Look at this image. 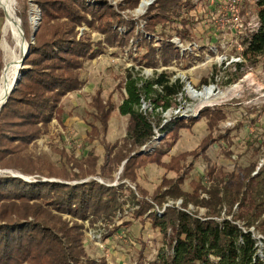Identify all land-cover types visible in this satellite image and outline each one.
Segmentation results:
<instances>
[{
  "label": "trees",
  "instance_id": "trees-1",
  "mask_svg": "<svg viewBox=\"0 0 264 264\" xmlns=\"http://www.w3.org/2000/svg\"><path fill=\"white\" fill-rule=\"evenodd\" d=\"M139 1L122 0L118 10L134 9ZM28 2L23 0L16 16L29 44L23 63L29 68L21 69L19 82L0 109V168L35 178L0 176V264H88L81 262V258L86 257L89 242L84 241L82 224L75 219L114 218L122 210L120 192L128 188L123 184L109 186L95 179L74 181L90 176L113 179L125 161L120 179L135 183L139 194L145 197L146 191L137 184L139 169L153 163L178 174L187 156L209 161L206 151L217 140L227 139L230 129L214 136L226 113L221 108H204L198 118L176 119L163 125L160 143L151 151L139 153L155 136L151 122L140 110L141 99L152 97L156 108L167 109L175 104L172 99L182 92L183 84L178 79L171 81L166 72L144 82L129 74L118 106L110 97L104 100L100 89L91 98L94 122L90 124L86 142L99 139L101 132L103 136L107 133L108 121L116 107L121 115L128 117L122 141L109 143L100 139L104 151L100 164L93 149L80 160L60 151L64 158L60 165L44 154L33 156L28 152L29 145L48 131L53 118L61 120V99L83 85L81 71L86 61L103 54L106 46L126 50L133 45L134 52L142 50L140 57L135 58L139 64L152 68L168 66L183 55L170 41L172 34L166 27L181 40L189 41L195 20L190 15L194 8L192 0H155L143 16L141 30L137 19L126 18L105 0L96 3L32 0L40 10L32 43ZM254 7L259 26L242 38L240 53L251 66L264 62V0H258ZM82 25L101 33L102 40L91 39L86 32L78 36L77 28ZM123 26L128 29L125 33L120 32ZM151 35L159 37L157 46ZM234 65L237 68L231 83L240 78L238 70L243 63ZM2 67L0 55V74ZM154 86L160 88L159 93ZM202 118L206 119L208 133L197 148L164 162L163 157L179 139L181 130L191 129ZM170 138L173 140L169 143ZM257 166L258 162H251L225 172L209 165L210 188L207 190L201 181H195L192 193L181 188L182 177L173 180L164 175L151 202L135 198L130 191V201L138 205L132 218L144 225L147 221L170 248L168 254L160 252L157 261L150 264H262L255 256V240L248 230L254 227L264 235V165L258 170ZM199 190H205L209 199H198ZM166 195L182 198L184 208L188 202L206 207V215L199 217L177 207H167L159 215L155 207L161 208ZM64 215L73 220L63 218ZM123 224L127 228L131 225ZM143 248L144 245L140 252ZM88 260L93 264L94 261Z\"/></svg>",
  "mask_w": 264,
  "mask_h": 264
},
{
  "label": "rangeland",
  "instance_id": "rangeland-1",
  "mask_svg": "<svg viewBox=\"0 0 264 264\" xmlns=\"http://www.w3.org/2000/svg\"><path fill=\"white\" fill-rule=\"evenodd\" d=\"M28 1L29 22L31 29H33L37 19H39L38 23L40 21V10L36 4L31 2L32 0ZM97 1L102 0H86L87 3H96ZM105 1L116 10H118V5L123 3L122 0ZM143 1L140 0L134 9L118 10L126 18L137 19L139 30L144 24L143 16L155 0H150L142 12V8L139 7ZM192 1L194 8L190 11V15L195 20V24L192 27L194 31H192L191 40H181L168 26L166 31L172 34L171 40H181L185 48L195 42L198 47L193 52H190L188 48V50L183 51V57L179 61H173L168 66L158 65L156 68H152L145 67L135 60V58L140 57L142 50L134 52L135 47L133 45L126 50L106 46L103 54L84 63L81 71L83 85L76 91L67 93L61 99L59 103V107L62 109L61 120L53 118L48 125V131L42 134L33 144L29 145L28 152L33 156L44 154L57 165H60L64 159L60 151H63V154L67 157L80 160L86 156L87 151L93 149L99 156L100 164L104 156L103 144L100 139H105L109 143L122 141L126 134L128 117L121 115L116 107L108 121L107 133L103 136L101 132L99 139L86 142V134L89 129L91 130L90 124L94 122L92 108L90 107L91 98L100 89V95L104 100L110 97L118 106L125 93L123 86L129 74L132 78L138 79L139 82H144L159 73L166 72L171 81L178 79L183 84L182 92L172 99L175 104L167 109L156 108L152 102V97H143L144 104L141 102L140 110L151 122L155 132L154 137L163 135L161 129L166 123L176 119L198 118L199 112L204 108H221L226 113V118L219 122L214 136L224 134L227 129H230L227 138L230 142L227 139H219L213 143L206 151L209 161H205L203 157L192 160V156H187L186 160L181 162V171L178 174L173 171H166L165 168L153 163L137 171V184L146 191L147 195L145 197L139 194L135 183L120 179L125 161L114 173L113 179L104 180L98 176H90L83 179L86 181L95 179L114 187L123 184L124 188H128L120 192L119 200L122 202V210L117 211L114 218L94 219L91 217L85 220L75 219L79 224H82L84 241L89 240L85 248L87 255L81 258L83 263L89 264L88 259L94 261L93 264H108V262H112L109 259V255L107 256L108 253L104 252L103 255H99L97 251L101 249L99 246L104 243V237L106 236L114 239L115 243H118L124 251H128L127 255L131 258L126 263H129L131 259H137L140 263H143L142 257L145 254L155 256L160 252L169 253L168 242L161 237L158 231L151 229L147 221L144 225L139 220L132 218L131 214L138 208V205L130 201V191L134 193V196L136 195L135 198L140 200L146 198L151 202L155 189L162 184L164 175L165 177L173 178V180L183 178L181 188L192 193V183L195 181H201L207 190L210 188L211 183L207 178L209 165H213L225 172H230L237 167H244L251 162H258L257 170L264 165V62L258 61L251 66L245 62V58L241 57L243 66L238 70L241 76L233 83L230 82V79L235 76L234 72L237 68L234 65L237 61L235 62L233 59H237L240 56L242 51L241 40L248 35L249 31L247 28L250 29V25L255 22V7L243 3L240 17L246 30L243 28L237 30L229 26L226 16L221 13L222 4L216 3V5H212L210 0ZM22 2L23 0H13L11 8L13 12L15 11V15L16 10L22 8ZM139 9L140 11H138ZM0 12H2V15H0V55L3 69L5 64L1 41L5 14L1 9ZM212 16H217V19L214 20ZM77 29L78 36L86 32L91 39L102 40L103 38L101 33L90 29L88 26L82 25ZM127 30L124 26L120 27V32L122 33ZM31 35L29 40L33 43L34 37L31 39ZM151 37L154 38V45L157 46L159 37L156 35H151ZM7 40L10 44H13L10 34H8ZM135 42L136 40L133 41V44ZM23 68H29V66L24 65ZM203 79H205V82ZM210 86L215 94L223 93L224 97L216 99L209 105L201 104L198 98L193 97L188 92L189 88L202 91ZM154 89L158 93L160 92V88L154 86ZM155 95L152 94V96ZM207 133L208 129L204 118L196 122L191 129L181 130L179 139L168 149L162 160L167 162L171 156H177L183 152L196 149ZM172 140L170 138L169 143ZM159 143L160 140L153 139L144 148L142 147L143 152L151 151ZM191 162L192 164H190ZM13 173L16 172L11 169L0 168V176L12 175ZM28 177L29 180L35 178V176ZM197 193L199 194L198 199H209V195L205 190H199ZM182 200V198H171L166 195L165 202L161 208L155 207L157 213L161 215L165 208L177 207L186 209L191 214L199 217L206 215V207L188 202L186 208H184L182 207ZM63 218L73 220L69 215H64ZM125 222L131 223L130 229L124 224L122 225ZM117 227L118 229L120 228L119 232L113 230ZM124 240H127V242ZM130 240L134 241L133 244H131ZM142 245H144V248L140 252Z\"/></svg>",
  "mask_w": 264,
  "mask_h": 264
},
{
  "label": "bare ground",
  "instance_id": "bare-ground-1",
  "mask_svg": "<svg viewBox=\"0 0 264 264\" xmlns=\"http://www.w3.org/2000/svg\"><path fill=\"white\" fill-rule=\"evenodd\" d=\"M150 0H144L139 8L141 11L147 6ZM13 0H0V9L5 14V22L2 26V47L4 51V64L0 77V106L7 94L10 92L13 82L18 78V72L21 70V58L26 50V41H24V33H22L21 24L12 11ZM140 11V9L138 10ZM143 12V11H142ZM8 34L13 39V44L7 40ZM196 90V89H195ZM189 88L188 92L193 97L198 98L203 105H209L218 98L224 97L223 93L219 95L214 93L213 88L206 87L202 91H195Z\"/></svg>",
  "mask_w": 264,
  "mask_h": 264
},
{
  "label": "built area",
  "instance_id": "built-area-1",
  "mask_svg": "<svg viewBox=\"0 0 264 264\" xmlns=\"http://www.w3.org/2000/svg\"><path fill=\"white\" fill-rule=\"evenodd\" d=\"M258 0H214V2H216L217 4H222V11L221 13L226 16V21L229 23V26L231 28H235L237 30H240V29H244L246 30V27H244L243 25V21L241 19V8H242V5L243 3L245 4H248L249 6H255L256 5V2ZM213 17V16H212ZM255 22L253 24H249L250 25V29L247 28V30L250 32L256 30L258 28V19H257V15L255 16ZM212 19V18H211ZM214 20L217 19V16L213 17ZM170 41L175 45L176 48L179 49L181 55L183 54V51L185 50H188V48L190 49V52H193L192 50L196 49L197 44L194 42L192 45L190 46H187L185 48V45L184 43L178 39V41H174V40H171ZM243 49L242 45H241V50ZM241 55L239 57H237V59H233L235 62L237 61V63H242L243 60H241ZM233 61V62H234ZM235 63V64H237ZM190 87H192L190 85ZM141 102L143 103V100L141 99ZM144 104V103H143ZM155 139V137H154ZM182 210H185L187 212H189L188 210L186 209H182ZM190 213V212H189ZM251 233H252V236L255 240V256L258 257L261 261H262V264H264V235L259 233L258 231H256L254 229V227H251L248 229ZM244 231H246L244 229ZM101 249H104L105 248V245L104 243L101 244L99 246Z\"/></svg>",
  "mask_w": 264,
  "mask_h": 264
},
{
  "label": "crops",
  "instance_id": "crops-1",
  "mask_svg": "<svg viewBox=\"0 0 264 264\" xmlns=\"http://www.w3.org/2000/svg\"><path fill=\"white\" fill-rule=\"evenodd\" d=\"M211 4L213 5H216V2H214V0H210ZM194 51V50H192ZM131 227H129L130 229ZM119 232V231H118ZM89 241V240H87ZM125 242H127V240H124ZM131 241V240H130ZM129 241V242H130ZM116 241L114 239H112L111 237H104V245H105V248L104 249H99L97 250L98 251V254H104V252H106L107 256L109 255V259H111L112 262H108V264H148V262H153V261H157V259L159 258L158 255H155V256H149V255H143L144 257L143 258V263H140L137 259H131L129 261V263H126L127 260H129L131 257H129L127 255V252L128 251H124L120 245H118V243H115ZM133 244L134 241H131ZM148 244H150L149 241H147ZM102 252V253H101ZM150 254V253H149ZM108 258V257H107ZM149 263V264H150Z\"/></svg>",
  "mask_w": 264,
  "mask_h": 264
},
{
  "label": "water",
  "instance_id": "water-1",
  "mask_svg": "<svg viewBox=\"0 0 264 264\" xmlns=\"http://www.w3.org/2000/svg\"><path fill=\"white\" fill-rule=\"evenodd\" d=\"M18 20H19V19H18ZM38 20H39V19H37V21L34 23L35 25L33 26V33H32V35H31V39H33L34 34H35V31H36V29H37V23H38ZM19 22H20V20H19ZM22 33H23V31H22ZM24 39H25V37H24ZM24 41H26V39H25ZM28 53H29V44L26 42V50L24 51V53H23V55H22V58H21V67H22V68L24 67L23 63H24L25 59L27 58ZM1 72H2V70H1ZM21 76H22V72H21V70H20V72H18V78L13 82L12 87L10 88V92H9V94H7V95L5 96L3 102H2V104H1V106H0V109H1L2 106L6 103V101H7L8 97H9V95L14 91V89H15L17 83L19 82ZM0 77H1V74H0ZM162 136H163V135L156 136V137H155V140L159 141V140L161 139ZM143 148H144V147H143ZM143 151H144V150L141 149V151H139V153H141V152H143ZM12 175H14V176H18V177H21V178H23V179H25V180H28V179H29L28 176L23 175V174H19V173H13ZM84 181H86V180H83V181H80V182H84ZM74 183H76V182H74Z\"/></svg>",
  "mask_w": 264,
  "mask_h": 264
}]
</instances>
